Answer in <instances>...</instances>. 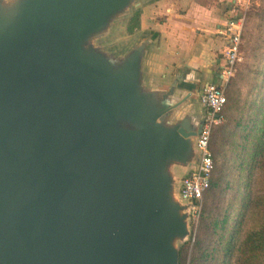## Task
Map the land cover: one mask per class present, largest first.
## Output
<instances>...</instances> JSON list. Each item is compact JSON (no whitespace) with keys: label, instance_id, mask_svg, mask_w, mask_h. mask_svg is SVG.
<instances>
[{"label":"water","instance_id":"obj_1","mask_svg":"<svg viewBox=\"0 0 264 264\" xmlns=\"http://www.w3.org/2000/svg\"><path fill=\"white\" fill-rule=\"evenodd\" d=\"M142 1L0 0V264H178L202 83L150 82L145 31L90 46Z\"/></svg>","mask_w":264,"mask_h":264},{"label":"trees","instance_id":"obj_2","mask_svg":"<svg viewBox=\"0 0 264 264\" xmlns=\"http://www.w3.org/2000/svg\"><path fill=\"white\" fill-rule=\"evenodd\" d=\"M138 22L136 11L127 30L131 32ZM258 70L254 68V77ZM259 82L256 97L235 119L229 133L237 134L239 142L233 163L225 168L216 165L215 137L222 127L216 125L211 131L209 147L214 166L210 183L203 193L189 254L182 245L178 264H264V192L252 187L255 169L264 157V76ZM254 209L259 212L258 218L246 227Z\"/></svg>","mask_w":264,"mask_h":264},{"label":"crops","instance_id":"obj_3","mask_svg":"<svg viewBox=\"0 0 264 264\" xmlns=\"http://www.w3.org/2000/svg\"><path fill=\"white\" fill-rule=\"evenodd\" d=\"M231 7V0L142 1L132 13L139 12L138 25L128 32L154 35L145 59L149 81L171 80L183 68L200 83L218 81L226 44L218 28L232 15Z\"/></svg>","mask_w":264,"mask_h":264},{"label":"rangeland","instance_id":"obj_4","mask_svg":"<svg viewBox=\"0 0 264 264\" xmlns=\"http://www.w3.org/2000/svg\"><path fill=\"white\" fill-rule=\"evenodd\" d=\"M127 15V14H126ZM124 16V21L115 29L117 32V47L113 46V37L104 36L103 40L99 41V38L91 39L87 46H93L95 48H102V45L106 48L107 53H112L115 50L124 51L129 41L130 33L127 31L126 19L130 17L128 14ZM244 32L241 41V58L237 63L234 75L228 80L225 85V93L227 96V103L223 109V119L220 123L216 124L218 127H222V131L215 137V145L218 152H216V165L225 166L233 163V157L235 151L238 148L236 143L239 142L237 134L230 135V131L235 126L234 123L238 117L242 116L246 111V108L251 103L253 97H256L257 85L260 83L261 77L264 76V0H251V4L248 8V13L245 17ZM124 41V43H122ZM121 42V44H119ZM105 43V44H104ZM258 67L259 74L254 77V68ZM237 118V119H236ZM236 119V120H235ZM215 125V126H216ZM195 157L198 156V152L194 150ZM255 169V177L252 182V187L264 192V157L263 161L258 164ZM170 169L176 178H180L184 174V169L177 162L172 161L170 163ZM179 185V184H178ZM177 196L179 194V187L175 189ZM259 212L254 209L253 213L248 218L246 227H249L258 218ZM194 238L193 225L190 221V235L186 240L175 238L174 244L179 248L185 245L189 254L190 245ZM183 240V241H182ZM182 241V242H181ZM187 254V259H188Z\"/></svg>","mask_w":264,"mask_h":264},{"label":"built area","instance_id":"obj_5","mask_svg":"<svg viewBox=\"0 0 264 264\" xmlns=\"http://www.w3.org/2000/svg\"><path fill=\"white\" fill-rule=\"evenodd\" d=\"M232 15L218 28L225 39L223 61L219 68L218 81H205L199 87V101L204 107V116L201 129L197 136V147L200 149L199 162L196 167L188 171L180 182V195L191 201L190 221L193 231L197 224L203 193L209 186L214 161L209 139L213 127L223 119V109L226 102L225 85L234 75L238 61L241 58V41L244 30L246 12L251 0H231Z\"/></svg>","mask_w":264,"mask_h":264}]
</instances>
